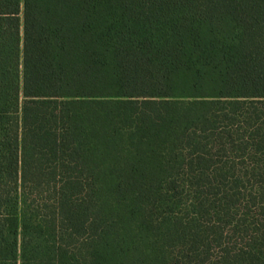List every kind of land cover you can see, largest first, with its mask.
<instances>
[{
	"label": "trees",
	"instance_id": "obj_1",
	"mask_svg": "<svg viewBox=\"0 0 264 264\" xmlns=\"http://www.w3.org/2000/svg\"><path fill=\"white\" fill-rule=\"evenodd\" d=\"M0 264H264V0H0Z\"/></svg>",
	"mask_w": 264,
	"mask_h": 264
}]
</instances>
